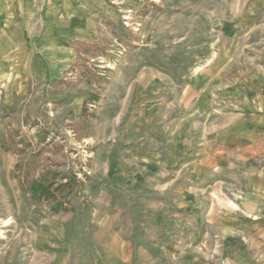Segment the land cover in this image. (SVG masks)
<instances>
[{"label": "rangeland", "instance_id": "rangeland-1", "mask_svg": "<svg viewBox=\"0 0 264 264\" xmlns=\"http://www.w3.org/2000/svg\"><path fill=\"white\" fill-rule=\"evenodd\" d=\"M101 2L0 84V264H264V0Z\"/></svg>", "mask_w": 264, "mask_h": 264}, {"label": "crops", "instance_id": "crops-1", "mask_svg": "<svg viewBox=\"0 0 264 264\" xmlns=\"http://www.w3.org/2000/svg\"><path fill=\"white\" fill-rule=\"evenodd\" d=\"M101 5V0H0V84L12 73L57 70L51 59L56 48L58 64L64 59L66 64L70 41L85 38L82 25L100 18Z\"/></svg>", "mask_w": 264, "mask_h": 264}, {"label": "trees", "instance_id": "trees-1", "mask_svg": "<svg viewBox=\"0 0 264 264\" xmlns=\"http://www.w3.org/2000/svg\"><path fill=\"white\" fill-rule=\"evenodd\" d=\"M75 184H79L83 186V183L81 180H78L76 176L69 178L66 182L60 183L59 187L57 186L56 188H52L53 183L52 182H45V181H33L31 183L30 189L33 194V198L35 199H57L55 196L54 190H69L70 188L74 187ZM53 211H60V210H68L69 207L64 205L63 202H57L55 206L52 207Z\"/></svg>", "mask_w": 264, "mask_h": 264}, {"label": "bare ground", "instance_id": "bare-ground-1", "mask_svg": "<svg viewBox=\"0 0 264 264\" xmlns=\"http://www.w3.org/2000/svg\"><path fill=\"white\" fill-rule=\"evenodd\" d=\"M4 222H5V224H8V223H10V220H5Z\"/></svg>", "mask_w": 264, "mask_h": 264}]
</instances>
